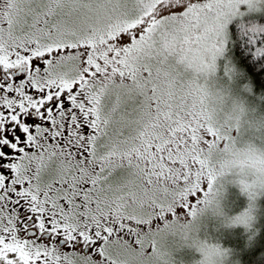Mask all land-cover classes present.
I'll use <instances>...</instances> for the list:
<instances>
[{
  "label": "snow or ice",
  "instance_id": "snow-or-ice-1",
  "mask_svg": "<svg viewBox=\"0 0 264 264\" xmlns=\"http://www.w3.org/2000/svg\"><path fill=\"white\" fill-rule=\"evenodd\" d=\"M253 8L211 24V0H0V264H160L158 237L219 195L218 173L247 163L264 185V151L235 146L264 135ZM253 200L228 264H264Z\"/></svg>",
  "mask_w": 264,
  "mask_h": 264
},
{
  "label": "rangeland",
  "instance_id": "rangeland-1",
  "mask_svg": "<svg viewBox=\"0 0 264 264\" xmlns=\"http://www.w3.org/2000/svg\"><path fill=\"white\" fill-rule=\"evenodd\" d=\"M201 2H207V0H201ZM248 2L249 0H211L212 10L207 13L205 22L214 24L217 21V17L221 19L225 17L231 18L233 15L239 17L240 13L248 11ZM252 2L254 3L253 12L264 11V0H259V2L252 0ZM218 65L219 69L222 70L223 61H219ZM192 75V72L187 73L186 79L191 78ZM201 83H205L209 90H215L223 87L226 84V80L220 71L214 75L206 72L201 77ZM251 119H253L251 114L245 117L246 121ZM255 119H259V114L256 115ZM247 126L249 129L257 130H250L248 134L238 137L235 146L237 148L250 146L258 151H264V135L258 130V125L249 124ZM222 156L223 153H213L214 159H220ZM257 175L256 169L250 167L247 163L243 166L234 165L218 173L214 178V192L218 190L219 195L206 205H201L195 220L189 223L187 218H181V221L173 229L158 237L162 241L163 251L165 249L168 251L167 256L162 257V260L166 259L173 252L177 242V235L182 234L191 245L196 239H201L200 247L203 251L204 255H202L204 259L202 257V262L198 259V264H224L227 257L219 251L221 246L209 244L205 239H207V235L208 238L212 237V234L216 232V228L221 226L223 222L225 223L229 219L228 217L232 216V214L229 216L228 214L239 207L244 196H246V203L250 194L254 197L253 203L255 204L257 215L259 205L256 204L259 197L264 193V185L257 183L256 185L249 186L246 183L253 180ZM237 218L235 219L238 220ZM184 224L187 226L185 227ZM193 244L197 245L194 242Z\"/></svg>",
  "mask_w": 264,
  "mask_h": 264
},
{
  "label": "trees",
  "instance_id": "trees-1",
  "mask_svg": "<svg viewBox=\"0 0 264 264\" xmlns=\"http://www.w3.org/2000/svg\"><path fill=\"white\" fill-rule=\"evenodd\" d=\"M258 13H264V11ZM239 22L242 24L244 28H247L249 30L251 29L252 25L260 26L261 29L264 30V22L260 21L258 17L255 15L249 17L248 19H241L239 20ZM260 34H261L260 31L256 32L257 36H259ZM242 201L238 208H236L234 211H231L228 214V216L231 214L232 216L230 217L227 216L229 219L226 220L225 223L223 222L221 226L216 228V232L212 234V237L208 238L207 235V239L204 238L209 244H218L219 246L223 247L222 241L224 238V234L227 231H230L232 227L238 226V220H236L235 218L239 217V213L243 211V208L246 205V196L242 197ZM256 205H259V208L257 209V219H259L260 216L264 215V193L259 197ZM200 240L201 239L199 238L196 239V241H193L197 245H194L193 242L191 245L183 237L182 234H178L177 242L173 249V252L169 254V256L166 257V259L162 260L160 264H198V259H200L202 262L203 261L202 257L204 254L200 247V242H201ZM164 252L166 253L167 256L168 251L165 249ZM224 264H228V258H226Z\"/></svg>",
  "mask_w": 264,
  "mask_h": 264
}]
</instances>
